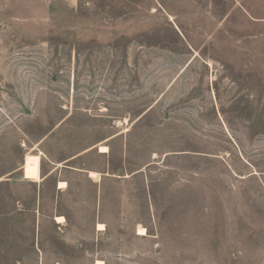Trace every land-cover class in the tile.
<instances>
[{
    "label": "rangeland",
    "instance_id": "rangeland-1",
    "mask_svg": "<svg viewBox=\"0 0 264 264\" xmlns=\"http://www.w3.org/2000/svg\"><path fill=\"white\" fill-rule=\"evenodd\" d=\"M99 263L264 264V0H0V264Z\"/></svg>",
    "mask_w": 264,
    "mask_h": 264
},
{
    "label": "crops",
    "instance_id": "crops-1",
    "mask_svg": "<svg viewBox=\"0 0 264 264\" xmlns=\"http://www.w3.org/2000/svg\"><path fill=\"white\" fill-rule=\"evenodd\" d=\"M93 148L94 147H92V148L90 147V148L86 149L83 152H80V153H78L76 155H72V156H70L66 160H63L60 163H55L54 161H52L50 159L51 160L50 163H51V165L53 167L47 172V174L43 173V163H42L41 164V181L40 182L29 181V182L35 183V184H40L42 186V184H44V182L47 181L49 178L55 177V179H56V183L54 184L55 193H57L58 195H62V194L66 195V194L71 193L72 192V188H73V180H72V176H70V174H72V172L78 174L79 176H85L86 178H89V179L92 180V178L90 177L89 173L90 172H95V171H93L91 169H85V168H82V167H75V166L67 167L64 164L75 163L77 160L82 158V156L84 154L92 151ZM98 149H99V147H98ZM100 154H107V153H101L100 152ZM67 170H69V171H67ZM95 173H97V172H95ZM95 173H91V174H95ZM61 183H65L67 186L65 188H60V184ZM94 184L97 185V183H94ZM97 194H98V188L96 190V197H97ZM40 195H43L42 189H40ZM58 217H64V216H58ZM55 222H56V220H55ZM63 224H58V225L62 226Z\"/></svg>",
    "mask_w": 264,
    "mask_h": 264
},
{
    "label": "bare ground",
    "instance_id": "bare-ground-1",
    "mask_svg": "<svg viewBox=\"0 0 264 264\" xmlns=\"http://www.w3.org/2000/svg\"><path fill=\"white\" fill-rule=\"evenodd\" d=\"M100 152L101 153H108L109 152V149L106 146H102ZM95 174H93V176H95ZM62 185H64V184H61V186ZM56 220H57V223L58 224H62L65 221L63 217H58ZM99 230L100 231H103L104 230V227L102 225H100L99 226ZM146 234H147V232H146V230L144 228H142V229L139 230V234H138L139 236H145ZM99 264H101V263H99Z\"/></svg>",
    "mask_w": 264,
    "mask_h": 264
}]
</instances>
